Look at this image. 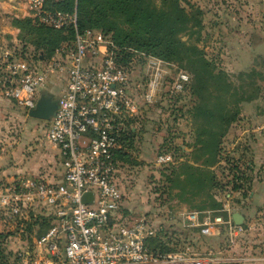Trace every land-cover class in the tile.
Masks as SVG:
<instances>
[{
	"label": "built area",
	"instance_id": "2783aa9c",
	"mask_svg": "<svg viewBox=\"0 0 264 264\" xmlns=\"http://www.w3.org/2000/svg\"><path fill=\"white\" fill-rule=\"evenodd\" d=\"M44 3L27 0L43 24L76 30L75 13H51L44 10ZM115 51L108 37L92 30L76 31L72 44H59L46 60L29 61L11 51H0L2 98L13 100L27 113L40 95L53 94L57 107L43 124V136L56 150L58 162L55 174L48 171L0 180L1 231L19 228L22 232L31 219L29 223L34 227L38 226L33 224L35 221L48 224L40 236L32 237V244L23 252L27 264L263 261L261 256H254L250 242L255 243L253 231H260L257 236L264 235V219H246L236 225L228 202L216 211L180 212L178 220H173L175 228L169 234L167 249L154 242L166 234V227L156 215L150 211L138 215L125 207L117 179V153L128 132L137 129L134 119L140 113L139 99L149 103L162 82L157 71L138 96L133 68L118 64ZM189 80L186 72L179 71L169 91H183ZM169 159L166 155L158 157L159 162ZM86 193L91 198L84 202ZM182 230L190 232L189 236L181 235ZM193 238L220 239V244L199 249ZM236 248L239 254L234 257Z\"/></svg>",
	"mask_w": 264,
	"mask_h": 264
},
{
	"label": "rangeland",
	"instance_id": "374dc122",
	"mask_svg": "<svg viewBox=\"0 0 264 264\" xmlns=\"http://www.w3.org/2000/svg\"><path fill=\"white\" fill-rule=\"evenodd\" d=\"M181 3L202 12L200 34L191 38L183 35L181 41L194 44L210 64L213 75L221 72L229 85L222 88L216 80H208L210 104H219L216 112L220 111L219 117L225 119L235 110L238 113L229 125L217 122L224 131H220L216 154L211 157L208 148L203 149L199 143L205 139L203 130L208 126L201 116L200 93L194 88L197 70L185 62H169L142 52L134 56L133 83L137 95L157 71L162 84L149 103L139 99L140 113L134 119L135 141L127 161L119 162L117 179L126 208L138 215L150 211L166 227V234L159 239L162 243H171L173 220H178L184 210L216 211L228 202L233 213H240L249 221L264 219V0H181ZM0 6V51H11L29 61L46 60L53 55L55 50L49 56L40 54L36 34L15 24L16 19L26 18L40 22L27 0H5ZM108 18L119 28H127L122 20ZM113 32L106 35L110 37ZM73 40L61 44H72ZM153 60L158 64H153ZM179 71L186 72L190 80L186 89L176 95L169 90ZM9 101V110L0 117L4 126L0 131V151L6 146L16 149L23 162H36L39 152H51L53 161L49 167L51 174H55L57 153L43 136L44 121L29 118L22 106ZM161 155L170 159L159 162ZM185 172L198 177L200 185L187 182L184 187L188 178ZM212 201L219 207H213ZM29 222L22 232L19 228L1 231L0 227L5 234L2 249L10 264H27L23 252L28 250L39 228ZM257 232L260 231H253L251 236L257 237ZM189 233L182 230L181 235L187 237ZM196 240L199 249L220 244V239ZM250 243L253 249L256 244ZM238 254L236 248L232 255Z\"/></svg>",
	"mask_w": 264,
	"mask_h": 264
},
{
	"label": "trees",
	"instance_id": "16d2710c",
	"mask_svg": "<svg viewBox=\"0 0 264 264\" xmlns=\"http://www.w3.org/2000/svg\"><path fill=\"white\" fill-rule=\"evenodd\" d=\"M91 7L94 12L90 11ZM44 10L51 13H75L76 30L72 26L66 27V29H56L42 22H34L29 18L16 19L15 24L19 28L24 27L29 33L36 34V46L41 49L40 54L42 52L47 56L51 55L59 44L70 39L73 40L76 31L82 33L86 30L101 29L99 33L108 37L115 44L116 62L124 68L132 67L134 56L136 57L137 53L142 52L169 62H185L192 66L195 72L197 70L195 77L197 86L194 88L197 93H200V107L203 109L201 116L208 126L203 130V133H206L205 139L199 143L202 144L203 149L208 148L211 157L215 156L218 139L221 135L220 131H224V128L217 122L221 121L222 124L229 125L238 110L229 113L230 118L219 117L220 111L216 112L220 108L219 104H210L211 97L207 83L208 80H216L222 85V88H229V85L225 82L221 72L213 75L210 64L194 44H186L181 41L183 35L191 38L200 34L202 12L199 8L193 5L186 8L182 5L181 0H160L158 3L156 0H45ZM108 16L122 20L127 28H119L116 22L109 20ZM34 19L36 20V18ZM106 23L107 25H105ZM113 30L110 37L106 35ZM185 89L186 87L183 91ZM183 91L174 93L178 95ZM135 137L136 131L130 130L124 139L122 149L117 153L119 162L127 161ZM185 173L188 178L184 182V187L187 182L200 185L197 182L198 177ZM234 187L236 188V186ZM212 206L219 207L213 201ZM203 207L200 206L199 209H203ZM33 224L39 226L35 232L36 236H40L48 227V224L38 223V221ZM28 231H30L29 228ZM4 237L5 234L0 232V264H10L2 249ZM159 239L160 237L154 241L155 245L167 249V243H162Z\"/></svg>",
	"mask_w": 264,
	"mask_h": 264
},
{
	"label": "crops",
	"instance_id": "0c3cea01",
	"mask_svg": "<svg viewBox=\"0 0 264 264\" xmlns=\"http://www.w3.org/2000/svg\"><path fill=\"white\" fill-rule=\"evenodd\" d=\"M5 0H0V4ZM1 7V6H0ZM18 9V8H15ZM19 10V9H18ZM15 15V14H13ZM16 16V15H15ZM9 103L10 101L4 99L0 96V117L9 110ZM3 122L0 119V131L3 130ZM263 126L259 125V129H262ZM258 129V130H259ZM259 141L262 139V133H258ZM4 141V140H2ZM46 149L48 144L45 143ZM50 146V145H49ZM51 147V146H50ZM3 152L0 151V180H10L17 176H24V175H36L38 173L43 172H51L49 164L53 161L52 153H44L39 152V160L33 162H26L22 161L17 154V150L13 149L10 150L9 146L3 148ZM263 200V199H262ZM246 218H244V221ZM194 241H197L196 238H193ZM254 246V256H261L264 258V235H258L255 238ZM258 243V244H257ZM264 261V260H263ZM263 261H258L254 264H264Z\"/></svg>",
	"mask_w": 264,
	"mask_h": 264
},
{
	"label": "water",
	"instance_id": "95a60500",
	"mask_svg": "<svg viewBox=\"0 0 264 264\" xmlns=\"http://www.w3.org/2000/svg\"><path fill=\"white\" fill-rule=\"evenodd\" d=\"M56 107L57 104L52 93L42 94L36 101L34 108L27 112V116L29 118L47 122L53 116ZM90 198L91 194L86 193L83 197V201H89ZM232 220L236 225H242L244 223L243 215L237 212L232 214Z\"/></svg>",
	"mask_w": 264,
	"mask_h": 264
}]
</instances>
